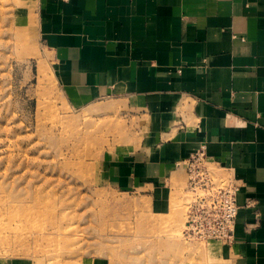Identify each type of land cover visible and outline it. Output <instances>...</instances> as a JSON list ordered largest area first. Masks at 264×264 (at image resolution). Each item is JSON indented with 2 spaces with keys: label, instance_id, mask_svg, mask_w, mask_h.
I'll use <instances>...</instances> for the list:
<instances>
[{
  "label": "crops",
  "instance_id": "0c3cea01",
  "mask_svg": "<svg viewBox=\"0 0 264 264\" xmlns=\"http://www.w3.org/2000/svg\"><path fill=\"white\" fill-rule=\"evenodd\" d=\"M20 2L18 22L46 52L65 102L81 109L110 98L132 114L137 134L99 158V181L145 194L153 215L167 214L180 199L171 177L203 145L214 175L239 185L233 240L210 244V255L264 264V0Z\"/></svg>",
  "mask_w": 264,
  "mask_h": 264
},
{
  "label": "rangeland",
  "instance_id": "374dc122",
  "mask_svg": "<svg viewBox=\"0 0 264 264\" xmlns=\"http://www.w3.org/2000/svg\"><path fill=\"white\" fill-rule=\"evenodd\" d=\"M21 5L0 0V260L217 264L209 246L221 241L188 235L194 194L185 171L171 177L181 211L159 215L149 211L147 195L99 181V158L137 134L126 120L132 114L110 98L69 106L46 52L18 22ZM22 8L32 16V3Z\"/></svg>",
  "mask_w": 264,
  "mask_h": 264
},
{
  "label": "built area",
  "instance_id": "2783aa9c",
  "mask_svg": "<svg viewBox=\"0 0 264 264\" xmlns=\"http://www.w3.org/2000/svg\"><path fill=\"white\" fill-rule=\"evenodd\" d=\"M182 164L188 176V189L194 194L186 214L188 235L230 244L238 210L237 181L214 175L203 145Z\"/></svg>",
  "mask_w": 264,
  "mask_h": 264
},
{
  "label": "bare ground",
  "instance_id": "6f19581e",
  "mask_svg": "<svg viewBox=\"0 0 264 264\" xmlns=\"http://www.w3.org/2000/svg\"><path fill=\"white\" fill-rule=\"evenodd\" d=\"M192 200V199H191Z\"/></svg>",
  "mask_w": 264,
  "mask_h": 264
}]
</instances>
